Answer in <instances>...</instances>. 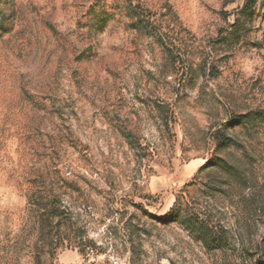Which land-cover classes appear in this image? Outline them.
<instances>
[{
    "label": "rangeland",
    "instance_id": "rangeland-1",
    "mask_svg": "<svg viewBox=\"0 0 264 264\" xmlns=\"http://www.w3.org/2000/svg\"><path fill=\"white\" fill-rule=\"evenodd\" d=\"M0 264H264V0H0Z\"/></svg>",
    "mask_w": 264,
    "mask_h": 264
},
{
    "label": "trees",
    "instance_id": "trees-1",
    "mask_svg": "<svg viewBox=\"0 0 264 264\" xmlns=\"http://www.w3.org/2000/svg\"><path fill=\"white\" fill-rule=\"evenodd\" d=\"M217 139H218L219 145L221 146H228L229 143L231 142V139H229L223 133H219ZM179 217H180V212L171 211L170 213L167 214V216L160 219V221L164 223L176 222Z\"/></svg>",
    "mask_w": 264,
    "mask_h": 264
}]
</instances>
